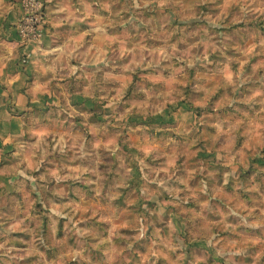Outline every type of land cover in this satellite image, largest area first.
Listing matches in <instances>:
<instances>
[{
	"label": "rangeland",
	"instance_id": "1",
	"mask_svg": "<svg viewBox=\"0 0 264 264\" xmlns=\"http://www.w3.org/2000/svg\"><path fill=\"white\" fill-rule=\"evenodd\" d=\"M90 3L75 67L9 75L43 88L0 264H264V0Z\"/></svg>",
	"mask_w": 264,
	"mask_h": 264
},
{
	"label": "crops",
	"instance_id": "2",
	"mask_svg": "<svg viewBox=\"0 0 264 264\" xmlns=\"http://www.w3.org/2000/svg\"><path fill=\"white\" fill-rule=\"evenodd\" d=\"M44 34L37 42L24 45L18 38V19L21 15L19 0H0V109L7 110L9 117L0 115V198L6 202L9 200V193L15 188L14 182L18 174L25 169H32L33 154L38 145L35 141H27L28 128L25 120L28 121L29 107L38 103L42 96L38 89H42V83L38 80L32 84L21 83V78L15 75L10 80L9 75L18 71H28L29 77H34L41 69L38 68L44 61L54 62L59 70L66 73L67 67H75L77 58L81 57L80 52L86 40L91 34L98 30V15L92 8L90 0H44ZM21 43V45H18ZM22 52H30L31 58L25 68L18 64ZM43 65V66H44ZM52 65L49 63V66ZM38 68V71L36 70ZM52 76L49 75V79ZM45 97V96H44ZM12 104V105H11ZM13 106L11 112L7 107ZM22 108L25 112L17 111ZM2 112V113H3ZM32 132V131H31ZM33 144V147H32ZM12 171L15 176H11ZM5 206V205H0ZM0 222L6 219L0 211ZM9 218V217H7ZM2 223L1 228L9 232Z\"/></svg>",
	"mask_w": 264,
	"mask_h": 264
},
{
	"label": "built area",
	"instance_id": "3",
	"mask_svg": "<svg viewBox=\"0 0 264 264\" xmlns=\"http://www.w3.org/2000/svg\"><path fill=\"white\" fill-rule=\"evenodd\" d=\"M21 4V15L18 19V38L19 41L28 45L42 39L44 34V0H19ZM29 57L26 53L21 58V64L28 62Z\"/></svg>",
	"mask_w": 264,
	"mask_h": 264
},
{
	"label": "trees",
	"instance_id": "4",
	"mask_svg": "<svg viewBox=\"0 0 264 264\" xmlns=\"http://www.w3.org/2000/svg\"><path fill=\"white\" fill-rule=\"evenodd\" d=\"M54 147V145L52 146V147H50V146H47V145H44V149H45V151H46V153L48 152V151H50L51 153H52V148ZM45 153V154H46ZM45 154H43V155H38V158L40 159V158H44L45 157ZM38 170V169H37ZM36 175H39L40 173H41V169L39 168V171H36V172H34ZM33 173V174H34ZM49 194L50 195H52L53 196V193L52 192H49ZM13 195H19V193L17 192V191H13V192H11V193H9V196H13ZM55 198H56V200L57 201H60V202H62V203H65L67 200H68V197L67 196H65V195H59V194H56L55 195ZM14 203H12L11 205H9V207L11 208L12 207V205H13ZM14 206V205H13ZM65 212H67V210L65 211ZM1 220V219H0ZM57 233H60V228L58 227L57 228Z\"/></svg>",
	"mask_w": 264,
	"mask_h": 264
}]
</instances>
